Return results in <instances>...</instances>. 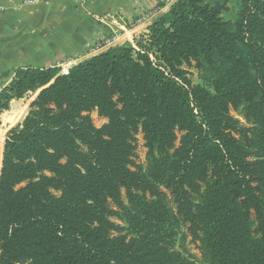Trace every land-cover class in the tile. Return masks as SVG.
<instances>
[{
	"label": "trees",
	"instance_id": "1",
	"mask_svg": "<svg viewBox=\"0 0 264 264\" xmlns=\"http://www.w3.org/2000/svg\"><path fill=\"white\" fill-rule=\"evenodd\" d=\"M223 10L178 0L135 45L16 71L0 116L38 94L5 142L0 264H196L182 223L204 264H264V0Z\"/></svg>",
	"mask_w": 264,
	"mask_h": 264
},
{
	"label": "crops",
	"instance_id": "2",
	"mask_svg": "<svg viewBox=\"0 0 264 264\" xmlns=\"http://www.w3.org/2000/svg\"><path fill=\"white\" fill-rule=\"evenodd\" d=\"M37 1L21 4L18 0H0V91L13 81L19 69L57 68L67 74L112 47L135 45L178 0ZM145 15L148 18L137 24ZM112 37V45L98 48ZM22 101H13L11 112L5 115L16 124L5 123L3 114L1 126L11 128L20 123L17 119L21 114L14 115L15 109H23ZM4 147L2 144V160Z\"/></svg>",
	"mask_w": 264,
	"mask_h": 264
},
{
	"label": "rangeland",
	"instance_id": "3",
	"mask_svg": "<svg viewBox=\"0 0 264 264\" xmlns=\"http://www.w3.org/2000/svg\"><path fill=\"white\" fill-rule=\"evenodd\" d=\"M210 4H213V5L219 4V5H222L224 7L222 15H223L224 19L229 24L234 25L236 23V21L238 20L239 0H210ZM186 69H187V67H186ZM188 71H189L188 78L191 80V82L194 85H202L203 87L208 88L209 84L205 81V78L210 76L209 73L201 71V70H197L196 68H190V69H188ZM35 98H36V94H29V95L25 96V98H23L22 99L23 101L21 102L22 103L21 107L23 109H20V110L15 109V111L17 113H15L14 116H17L19 113L21 114V118L19 120L17 119L18 122L20 121V123H18V124H21L23 122V120L25 119V117L30 112L31 104L35 100ZM12 108L13 107H11V109ZM8 112H11V111H7L4 113L3 121L5 123L16 124V123H13L14 120H10L7 118V116H5V115H7ZM233 115L235 117L241 119L238 113H233ZM92 117H93L94 124L96 127H101L103 125L102 119H100L96 113H93ZM18 124L15 125L14 127H11V128H7V126H5V125L4 126L2 125L0 127V150H1L2 144H4V146H5V141H6V137H7L8 132L12 128H15L16 126H18ZM146 153H147V151L144 147V141L142 139V136H138L137 158L135 161L143 170H146V168H147ZM1 161H2V158L0 155V165H1ZM165 201H166V204L168 205V207L170 209L175 208V206L173 204V200L169 196V194H167ZM113 221L115 223H117L118 225L125 227L126 229L128 228L126 223L119 220V219H113ZM176 249L178 251L182 252L185 256L190 258L196 264H204L202 262V257H201L200 251L198 249V246L191 242V237L188 235L187 227L185 226L184 223H182L181 226L179 227V235H178L177 242H176Z\"/></svg>",
	"mask_w": 264,
	"mask_h": 264
},
{
	"label": "built area",
	"instance_id": "4",
	"mask_svg": "<svg viewBox=\"0 0 264 264\" xmlns=\"http://www.w3.org/2000/svg\"><path fill=\"white\" fill-rule=\"evenodd\" d=\"M18 1H19V3H21V4H35V3H38L37 0H18ZM147 18H148V16L145 15L144 17H142V18L138 21L137 24H139V23L145 21ZM114 42H115V38L112 37V38L108 39L107 41H105L104 43L100 44L98 48L101 49V48H104V47H108V46L112 45Z\"/></svg>",
	"mask_w": 264,
	"mask_h": 264
},
{
	"label": "water",
	"instance_id": "5",
	"mask_svg": "<svg viewBox=\"0 0 264 264\" xmlns=\"http://www.w3.org/2000/svg\"><path fill=\"white\" fill-rule=\"evenodd\" d=\"M1 170H2V167H1ZM0 175H1V171H0Z\"/></svg>",
	"mask_w": 264,
	"mask_h": 264
}]
</instances>
